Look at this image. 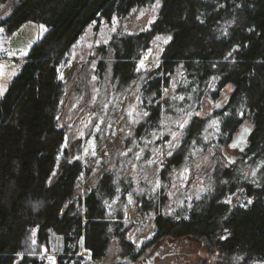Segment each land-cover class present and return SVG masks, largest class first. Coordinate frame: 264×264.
I'll use <instances>...</instances> for the list:
<instances>
[{
  "label": "trees",
  "instance_id": "obj_1",
  "mask_svg": "<svg viewBox=\"0 0 264 264\" xmlns=\"http://www.w3.org/2000/svg\"><path fill=\"white\" fill-rule=\"evenodd\" d=\"M159 1L158 18L147 30L115 33L98 48L101 81L110 68L115 92L136 82L141 86L148 115L136 136L160 125L164 107L173 100L164 92L180 65L197 83V103L206 93L217 100L227 86L233 90L222 108L205 115H196V108L181 144L163 162L157 199L138 200V213L155 211L157 230L137 247L129 238L133 223H125L123 212L108 214L122 180L102 173L86 196L78 193L91 169L65 148L60 66L72 60L91 24L100 29L104 19L129 16L157 0H0V34L6 39L29 22L45 27L27 49L12 47L25 64L0 94V264H52L48 257L55 264H100L113 240L119 254L112 264L149 263L142 257L150 247L184 238L208 246V258L193 264H264V0ZM160 34L171 37L161 63L138 69ZM3 54L4 44L0 58ZM213 118L220 120L221 130L207 197L191 209L164 214L169 174L184 163ZM241 133L243 148L230 160L225 149L235 148ZM250 163L261 164L254 181L246 174ZM240 190L251 204L233 206L225 200Z\"/></svg>",
  "mask_w": 264,
  "mask_h": 264
},
{
  "label": "rangeland",
  "instance_id": "obj_2",
  "mask_svg": "<svg viewBox=\"0 0 264 264\" xmlns=\"http://www.w3.org/2000/svg\"><path fill=\"white\" fill-rule=\"evenodd\" d=\"M160 8L161 1L159 6L155 2L151 6L138 8L126 17H116L111 21L104 19L100 29H96V23L91 24L80 38L72 60L60 66V76L66 88L59 116L61 126L67 130L65 148L72 157L81 158L84 166L91 169L90 175H83L78 193L86 196L102 173H112L117 181L122 180L124 184L108 203V214L116 217L123 212L125 223H133L129 238L137 247H141L157 230L155 211L147 215L138 213L137 202L143 196L157 199L163 184V162L169 156L168 153L172 154L181 144L188 125L181 128L180 124L185 120L189 123L198 106L200 109L196 112L201 115L222 108L233 90L232 86H227L217 100L206 93L197 103L193 99L197 83L180 65L172 75L170 87L164 92V97L173 100L164 107L160 125L142 137L136 136V127L145 121L146 116L142 114L147 112L142 106L141 86L136 82L130 90L115 92L108 76L110 68L101 81L98 67L101 54L98 48L110 41L115 33L147 30L158 18ZM44 31V26L29 22L9 40L0 34V46L8 43L11 49L14 45L27 49ZM157 37L138 61V69H154L161 63L163 51L170 39L164 34ZM4 73L2 70L0 75L1 91L6 90V82H9V79L4 81ZM216 83L214 79L211 87L214 88ZM212 121L218 123L213 125ZM220 130V120L211 119L205 126L202 138L196 142L184 163L169 174L165 192L167 202L162 209L164 214L191 209L207 197ZM241 134L243 138L245 135ZM243 142L244 138L235 148L225 149L230 160L235 161L239 157L238 148H243ZM260 165H247L246 174L249 179L254 181ZM129 195L132 204L128 202ZM225 200H230V204L236 206L248 205L251 198L240 190ZM118 254L119 246L113 240L107 257L99 263L112 264L118 259ZM208 256V246L199 239H167L158 246L150 247L144 254L142 259L150 258L149 263L139 264H193Z\"/></svg>",
  "mask_w": 264,
  "mask_h": 264
},
{
  "label": "built area",
  "instance_id": "obj_3",
  "mask_svg": "<svg viewBox=\"0 0 264 264\" xmlns=\"http://www.w3.org/2000/svg\"><path fill=\"white\" fill-rule=\"evenodd\" d=\"M1 59L12 62L17 72L21 71L25 64V58L21 56H15L8 43L4 44V54L1 56Z\"/></svg>",
  "mask_w": 264,
  "mask_h": 264
},
{
  "label": "crops",
  "instance_id": "obj_4",
  "mask_svg": "<svg viewBox=\"0 0 264 264\" xmlns=\"http://www.w3.org/2000/svg\"><path fill=\"white\" fill-rule=\"evenodd\" d=\"M5 71V80L4 81H8L7 79H9V81L11 80V78L14 76L15 74V66L13 65L12 62L8 61V60H4L0 58V75H1V71ZM7 86L9 82H6ZM6 86V89H7ZM5 91V90H4ZM4 91H1L0 88V94L3 93Z\"/></svg>",
  "mask_w": 264,
  "mask_h": 264
},
{
  "label": "snow or ice",
  "instance_id": "obj_5",
  "mask_svg": "<svg viewBox=\"0 0 264 264\" xmlns=\"http://www.w3.org/2000/svg\"><path fill=\"white\" fill-rule=\"evenodd\" d=\"M157 6H159V0H157ZM0 31H3V29H0ZM157 39H160V38L157 37ZM168 39H171V37H169ZM165 42H167V40H165ZM141 64H143V62H141ZM165 91L167 92V89H165ZM180 99H183V97H180ZM129 115H132V113L129 112ZM142 115L143 116H147L148 113L147 112H143ZM196 115H199V113H197ZM241 115H243V113H241ZM217 123H218L217 121H212V124L213 125H216ZM187 124H188V121L185 120L183 123L180 124V127L181 128H184ZM173 137H174V139L177 138L175 133H173ZM169 143L171 144L172 142H169ZM168 155H171V152H169ZM137 159H139V157H137ZM128 202H129V204H132L133 203L132 198H131V195H129V201ZM228 202L230 203L231 201L229 200ZM248 203L251 204L252 201L251 200H248ZM33 243H35V241H33ZM48 259H50L52 261V264H55V258L54 257H48Z\"/></svg>",
  "mask_w": 264,
  "mask_h": 264
},
{
  "label": "flooded vegetation",
  "instance_id": "obj_6",
  "mask_svg": "<svg viewBox=\"0 0 264 264\" xmlns=\"http://www.w3.org/2000/svg\"><path fill=\"white\" fill-rule=\"evenodd\" d=\"M242 139V138H241Z\"/></svg>",
  "mask_w": 264,
  "mask_h": 264
}]
</instances>
